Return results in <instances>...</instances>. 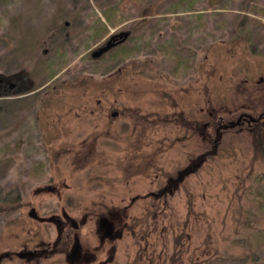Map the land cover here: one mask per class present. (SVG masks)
Listing matches in <instances>:
<instances>
[{
	"label": "rangeland",
	"instance_id": "obj_1",
	"mask_svg": "<svg viewBox=\"0 0 264 264\" xmlns=\"http://www.w3.org/2000/svg\"><path fill=\"white\" fill-rule=\"evenodd\" d=\"M176 1L0 0V264H264V132L229 127L264 130V0H201L199 31ZM98 17L147 42L109 73Z\"/></svg>",
	"mask_w": 264,
	"mask_h": 264
},
{
	"label": "trees",
	"instance_id": "obj_2",
	"mask_svg": "<svg viewBox=\"0 0 264 264\" xmlns=\"http://www.w3.org/2000/svg\"><path fill=\"white\" fill-rule=\"evenodd\" d=\"M177 3H174L171 6H168L165 10L161 11V15H189L193 18L192 20V26L191 29L198 28L201 29L205 25V22H203L204 13H206V10H196V5L201 2V0H177ZM101 14L105 18L107 22H109L112 26L116 24L117 17L116 15L119 14L118 12V4L114 2H111L109 4H105L100 7ZM253 14H264L263 9H258V7L254 6L252 9ZM219 13L218 11L214 12V15H217ZM96 14V13H95ZM97 15V14H96ZM123 17V16H122ZM196 21V22H195ZM105 21L102 20V18L98 17L95 21V24L91 26V35H90V41L94 42L96 40L102 39L103 42H100L99 46L97 48H94L93 50L86 53L85 60L91 62L92 64H89V67H86L85 69H89L94 71L98 74V72L103 73H109V70L115 66V64L124 62L127 57L131 56L134 52L141 50L143 46H147V42L144 41L143 35H133L129 33L128 31H124L125 33L128 32L127 36L123 39L118 38L120 36V32L116 33V35H109L106 34L108 31V27L106 26ZM261 23V24H260ZM259 24L264 26L262 22ZM188 24V22H187ZM190 25V23H189ZM123 32V33H124ZM212 35V34H211ZM214 36V35H213ZM105 38V39H104ZM113 38H116L115 41L110 42L113 40ZM98 40V41H99ZM101 41V40H100ZM111 43L110 47H108L106 50L102 51L103 48L107 47V45ZM90 45V43H86ZM87 45V47H88ZM162 50H167L165 53L171 58L173 55L179 54L177 52V46H176V40H171L168 43H164L160 45ZM99 53L97 56L96 54ZM57 54L56 58L54 56H50L48 64L49 69L51 70L48 74V78L52 80L55 78L57 73H59L65 65L68 63L67 59V50L60 51L59 54L58 51L55 53ZM176 56V57H177ZM187 74V71L185 72ZM7 81L8 78L3 77V81L0 82V97L6 98L9 97V94L18 93V91H14V88L9 90L7 88ZM31 86H28L26 88V91H31ZM34 91V90H32ZM257 123V127H254L255 134H257L259 137H261L262 140V133L264 132L263 128L260 129ZM260 140V143H261Z\"/></svg>",
	"mask_w": 264,
	"mask_h": 264
},
{
	"label": "flooded vegetation",
	"instance_id": "obj_3",
	"mask_svg": "<svg viewBox=\"0 0 264 264\" xmlns=\"http://www.w3.org/2000/svg\"><path fill=\"white\" fill-rule=\"evenodd\" d=\"M116 33L117 32H115V33H113V35H116ZM120 33H123V32H120ZM252 119H254V118H252L251 116H249V115H245V114H243V115H241V116H239V118H238V120L237 121H232V122H230V126L229 127H232V124H236V123H238L239 122V125L237 126V127H244L245 125H247L248 126V128L250 127H252L254 124H257V123H259L260 122V119H261V116H259V119H254V120H252ZM64 223V222H63ZM63 223L61 222L60 223V226H62L63 225ZM105 225H103L102 224V229H104L105 230V233L106 232H109V231H107L108 229H106L107 228V226H105ZM62 229H63V227H62ZM112 232H113V230H112ZM41 251H43V252H46L47 250H39V251H37V254L35 255V256H33V257H37V256H39V254H40V252ZM81 251V250H80ZM79 251V252H80ZM77 254V252H75V254L73 253V256H74V258H73V260H75V259H81L80 257H78V256H75ZM79 255V254H78ZM27 258H32V257H27Z\"/></svg>",
	"mask_w": 264,
	"mask_h": 264
},
{
	"label": "water",
	"instance_id": "obj_4",
	"mask_svg": "<svg viewBox=\"0 0 264 264\" xmlns=\"http://www.w3.org/2000/svg\"><path fill=\"white\" fill-rule=\"evenodd\" d=\"M127 34H128V32H127V33H124V34H121L120 36H118V38L123 39V38H125V37L127 36ZM115 39H116V38H113V40H111L110 42L115 41ZM110 45H111V43H109V44L107 45V47L103 48L102 51L106 50L108 47H110ZM96 55L98 56L99 53H97ZM252 120H254V119H252ZM238 125H239V122L236 123V124H232V127H234V126H238ZM101 223H102L103 225L107 226V229H108L107 231H109V232L112 233V230H113V224H112L108 219H105V218L102 219ZM109 232H107V233H109ZM109 235H110V234H107V236H109ZM78 247H79V246L77 245V248H78ZM76 251H78V250L75 249L74 252H76ZM36 254H37V251H34V252H24V253H21V254L19 255V257H21V258L32 257V258H33V256H35Z\"/></svg>",
	"mask_w": 264,
	"mask_h": 264
},
{
	"label": "bare ground",
	"instance_id": "obj_5",
	"mask_svg": "<svg viewBox=\"0 0 264 264\" xmlns=\"http://www.w3.org/2000/svg\"><path fill=\"white\" fill-rule=\"evenodd\" d=\"M105 227V226H104ZM106 228V227H105Z\"/></svg>",
	"mask_w": 264,
	"mask_h": 264
}]
</instances>
